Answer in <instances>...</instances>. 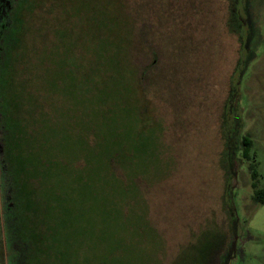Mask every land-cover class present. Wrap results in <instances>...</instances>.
<instances>
[{
    "label": "rangeland",
    "instance_id": "1",
    "mask_svg": "<svg viewBox=\"0 0 264 264\" xmlns=\"http://www.w3.org/2000/svg\"><path fill=\"white\" fill-rule=\"evenodd\" d=\"M15 2L0 0L2 24ZM125 4L127 44L107 33L87 46L101 68L75 70L74 115L64 125L72 170L55 194L74 217L77 264H171L194 234L229 218L231 242L217 264H264V204L253 200L264 191V0ZM44 129L27 136L23 160L41 158L42 189L53 181ZM61 155H53L57 172ZM110 155L118 181L99 171ZM3 195L0 180V264H12ZM60 251L47 262L59 264Z\"/></svg>",
    "mask_w": 264,
    "mask_h": 264
},
{
    "label": "trees",
    "instance_id": "2",
    "mask_svg": "<svg viewBox=\"0 0 264 264\" xmlns=\"http://www.w3.org/2000/svg\"><path fill=\"white\" fill-rule=\"evenodd\" d=\"M16 1L5 25L0 22V144L4 147L0 180L5 195L2 197L5 238L12 252V264H49L48 257L55 247L61 248L55 255L59 264H77L74 217L55 194L56 187L64 189L60 183L71 169L64 125L74 115L75 70L86 65L101 68L96 54L86 58L87 46L98 36L109 38L107 33L127 44L131 15L129 10L124 14L121 7L128 0ZM145 73L138 77L144 97ZM60 119L62 143L56 150L55 124ZM42 125L47 134L48 178L53 180L45 189L40 185L41 158L37 157L29 166L23 165L30 154L25 148L26 138L41 131ZM241 142L242 156L248 159L251 141L243 137ZM59 152L62 155L57 172L58 163L53 161V155ZM115 157L110 155L108 163L99 168L112 181H118L123 174ZM255 177L252 171V180ZM252 186L255 188L254 182ZM226 197L229 199L227 194ZM253 200L258 206L263 205L264 191L256 190ZM231 238L230 218L224 225L209 224L181 246L171 264H217Z\"/></svg>",
    "mask_w": 264,
    "mask_h": 264
},
{
    "label": "water",
    "instance_id": "3",
    "mask_svg": "<svg viewBox=\"0 0 264 264\" xmlns=\"http://www.w3.org/2000/svg\"><path fill=\"white\" fill-rule=\"evenodd\" d=\"M237 85V84H236ZM239 85V84H238Z\"/></svg>",
    "mask_w": 264,
    "mask_h": 264
}]
</instances>
